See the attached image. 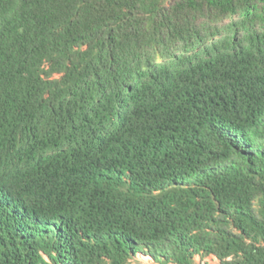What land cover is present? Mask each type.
Wrapping results in <instances>:
<instances>
[{
	"label": "trees",
	"instance_id": "16d2710c",
	"mask_svg": "<svg viewBox=\"0 0 264 264\" xmlns=\"http://www.w3.org/2000/svg\"><path fill=\"white\" fill-rule=\"evenodd\" d=\"M147 257L264 264V0H0V264Z\"/></svg>",
	"mask_w": 264,
	"mask_h": 264
},
{
	"label": "rangeland",
	"instance_id": "374dc122",
	"mask_svg": "<svg viewBox=\"0 0 264 264\" xmlns=\"http://www.w3.org/2000/svg\"><path fill=\"white\" fill-rule=\"evenodd\" d=\"M144 264H158V263H155L153 262L151 259H149L148 257L144 260L143 262ZM206 263H209V264H217L216 260H213L211 258H207L206 260H202L200 258H197L195 264H206Z\"/></svg>",
	"mask_w": 264,
	"mask_h": 264
}]
</instances>
